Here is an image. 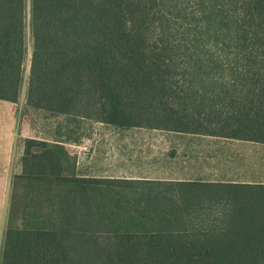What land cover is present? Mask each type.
I'll use <instances>...</instances> for the list:
<instances>
[{"label":"trees","instance_id":"1","mask_svg":"<svg viewBox=\"0 0 264 264\" xmlns=\"http://www.w3.org/2000/svg\"><path fill=\"white\" fill-rule=\"evenodd\" d=\"M29 44L50 117L264 144V0H0V100ZM66 141H26L0 264H72L67 235L106 264H264V184L86 178Z\"/></svg>","mask_w":264,"mask_h":264},{"label":"crops","instance_id":"2","mask_svg":"<svg viewBox=\"0 0 264 264\" xmlns=\"http://www.w3.org/2000/svg\"><path fill=\"white\" fill-rule=\"evenodd\" d=\"M19 128L18 103L0 100V221H6L8 215L12 165L14 164L17 142L20 137ZM134 129L154 130L147 128ZM225 141L262 146L261 149H264V144L252 141L168 131H161L157 134L110 133L92 136L91 139L83 141V144L80 145L71 141H66L64 144L70 153L77 157L78 163L81 160V155H84V147H88L86 146L87 142L91 144H89L91 149L90 161L92 162L94 159L106 161L102 166L103 170L101 169L98 174L90 176L93 178L264 184L263 158L259 162L249 161L250 169L248 171L243 170L240 174L232 177H228V172L224 171L221 174H217L218 170H215L217 173H209L213 160L217 159L219 155L217 149L224 145ZM129 146H134V162L125 160L126 162H123V165L128 163V166L121 168L117 164L119 163L117 161L119 155L109 157L108 154L116 149L125 151ZM121 158L124 161L123 156ZM217 161L220 165L223 163L220 160Z\"/></svg>","mask_w":264,"mask_h":264},{"label":"rangeland","instance_id":"3","mask_svg":"<svg viewBox=\"0 0 264 264\" xmlns=\"http://www.w3.org/2000/svg\"><path fill=\"white\" fill-rule=\"evenodd\" d=\"M30 56H31V44H29V54L25 62L24 66V83L22 86V92L20 95V99L18 101L19 105V120H20V128L18 138L17 148L15 153L14 164L12 165V175L18 174L21 172L22 166V157L24 156L27 145V140H45L47 142H54V140L59 141H71L77 145L83 144V141H87V139H91L92 136H99L102 134H110V133H126V134H134V133H161V131L154 130H146V129H134L133 128H115L110 125L93 122L91 120H80V119H72L69 118V121L63 117H50L45 112L41 110H37L28 105L27 102V89H28V75L30 70ZM66 136L64 139L62 136ZM222 142V141H221ZM226 143L220 147H218L219 155L217 159L213 160V165L210 168V172H215L218 170L217 174H221L224 172H228V177H232L234 175L240 174L241 171L250 169L249 161L259 162L264 159V149L262 146L256 145H245L242 143H234L231 141H225ZM66 143V142H65ZM86 143V142H85ZM64 144V143H63ZM89 142H87L84 147L83 154L81 155V160L78 163L77 157L73 156L70 151L67 149L71 157L74 159L75 166L78 172L86 177H90L92 175L98 174L101 169L103 170V164L106 161L94 159L91 160V152ZM91 145V144H90ZM248 146V147H244ZM256 146V147H255ZM33 152H39L35 148L31 149ZM218 154V152H217ZM106 155V154H105ZM119 155L117 161L119 163V167L123 168L128 166V163L123 165V162H134V146H129L125 149V151H120V149H116L111 151L108 156L114 157ZM123 156V159L121 158ZM96 158V157H95ZM251 158V159H250ZM139 159V158H136ZM254 159V160H252ZM122 160V161H121ZM126 160V161H125ZM217 160L223 162L221 165ZM225 163V164H224ZM208 168V167H207ZM240 170V171H237ZM239 172V173H238ZM93 179H103V178H93ZM111 180H119V179H111ZM125 180V179H120ZM134 181V180H131ZM9 226V222L0 221V263L3 252L4 245V234ZM16 226L21 227V221L16 223ZM65 244L69 250V256L72 260V264H106L104 257L101 255V251L95 249V247L90 243L87 235L82 237H76L75 235H67Z\"/></svg>","mask_w":264,"mask_h":264}]
</instances>
